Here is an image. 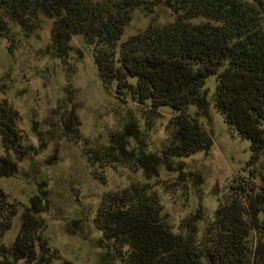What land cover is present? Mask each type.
Instances as JSON below:
<instances>
[{
	"label": "trees",
	"instance_id": "1",
	"mask_svg": "<svg viewBox=\"0 0 264 264\" xmlns=\"http://www.w3.org/2000/svg\"><path fill=\"white\" fill-rule=\"evenodd\" d=\"M161 1L176 20L151 25L120 43L130 11L143 7L153 12L154 0H0V37H9L13 24L31 33L39 28L41 16L51 18L58 56H69L73 37L82 36L91 47L99 76L106 86L115 87L119 99L150 104L153 110L168 106L178 113L176 132L162 155L129 148V127L127 134H115L105 149L85 150L92 165L136 161L149 178L158 175L161 165L173 169V158L213 146L211 133L199 120L209 116L212 106L242 139L250 141L252 180L230 187L203 235L202 207L175 231L148 184L107 193L95 222L113 242L114 249L106 255L114 264H264V178L260 185L253 181L264 151V0ZM213 75L217 83L210 98L206 84ZM191 105L197 106V114L189 112ZM18 119L19 111L7 100L0 101L2 143L16 156L0 152L3 177L18 174L19 161L33 149ZM98 179L106 181L103 174ZM46 196L42 190L31 199L19 233L8 246L1 237L13 227L19 207L0 188V264L20 260L74 264L43 236Z\"/></svg>",
	"mask_w": 264,
	"mask_h": 264
},
{
	"label": "rangeland",
	"instance_id": "2",
	"mask_svg": "<svg viewBox=\"0 0 264 264\" xmlns=\"http://www.w3.org/2000/svg\"><path fill=\"white\" fill-rule=\"evenodd\" d=\"M154 1L153 12L143 7L130 11L120 43L151 25L165 26L176 20L164 2ZM53 23V19L41 16L34 32L27 33L13 24L11 35L0 37V101L7 100L19 111L18 127L33 146L19 161L18 174L0 176V188L19 207L14 225L3 233L2 241L13 244L23 212L44 190L47 196L41 216L47 227L43 236L64 260L114 264L106 255L114 249L113 242L103 236L95 218L107 193L138 184H148L156 191L163 215L175 231L180 230L184 218L202 207L205 218L199 228L203 235L217 208L228 198L230 187L252 180L250 141L242 139L212 106L209 116L199 120L211 133L213 146L173 158V169L161 165L158 175L149 178L136 161L92 165L85 150L105 149L115 134H127L129 127V148L162 155L176 132L178 113L168 106L153 110L150 104L119 99L115 87L106 86L99 76L91 47L82 36L73 37L74 49L69 56H58L53 48ZM216 79V75L207 79L210 98ZM197 111V106L189 107L192 114ZM0 152L16 157L3 146L1 131ZM255 167L253 181L260 185L264 151ZM100 174L106 181L98 179ZM16 264L36 262L20 260ZM53 264H62V260Z\"/></svg>",
	"mask_w": 264,
	"mask_h": 264
}]
</instances>
